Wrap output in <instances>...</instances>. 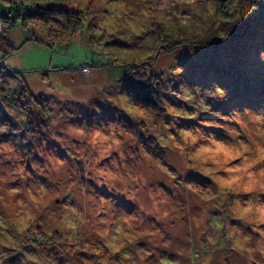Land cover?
Returning a JSON list of instances; mask_svg holds the SVG:
<instances>
[{
	"label": "rangeland",
	"instance_id": "rangeland-1",
	"mask_svg": "<svg viewBox=\"0 0 264 264\" xmlns=\"http://www.w3.org/2000/svg\"><path fill=\"white\" fill-rule=\"evenodd\" d=\"M222 1L43 0L84 14L86 27L54 24L62 34L54 40L36 20L7 30L0 264H117L114 254L122 264H264V5L240 0L239 13L222 21ZM13 5L0 1V16H13ZM233 33L209 53L172 48ZM207 56L216 79L203 70ZM133 62L168 77L164 114L123 94L115 66ZM230 62L246 81L237 101H253L248 109L228 103L237 84L222 70ZM25 86L33 101L17 102ZM255 86L261 93L248 98ZM213 141L223 151H206ZM185 171L208 178L200 198L176 182ZM222 206L242 228L213 225L209 213ZM39 234L42 244L33 241Z\"/></svg>",
	"mask_w": 264,
	"mask_h": 264
},
{
	"label": "trees",
	"instance_id": "trees-1",
	"mask_svg": "<svg viewBox=\"0 0 264 264\" xmlns=\"http://www.w3.org/2000/svg\"><path fill=\"white\" fill-rule=\"evenodd\" d=\"M0 1L8 5L15 4L13 6H10L7 12L9 13V11H14L15 13L13 14V16H9L8 14H6L5 16L3 15L0 16L1 28L4 26L6 28L7 26L6 31L4 33H1L0 35V42L3 41V46L5 47H7L6 46L7 41L5 39L7 38V30H10L14 26H17V25L21 27L23 19L36 20L37 22H40L41 24L47 26V30L45 31L48 33L49 36L52 37L53 40L55 39V36L59 37L62 35L61 33L58 32L60 31V28L63 29L64 27L65 29H68L71 32H76L77 30H80L83 26L86 27V25L84 24L85 23L84 14L79 13L76 10H67V9L59 8V5H58L59 2H55L53 6H51V5L43 4V0H30L29 4H24V2L26 1L18 2L17 0H0ZM230 1L231 0H223L222 2H226V5H223V6L219 5V8H217V10L215 11V16L222 21H230L239 13L241 1L235 0L236 1L235 3H237L235 7H234L235 3L234 5H231ZM252 4H256L254 6L264 5V0H258L257 2H254ZM15 7L21 8L22 11L21 12L20 10L16 11ZM54 24L59 25L60 28L57 29L54 26ZM235 36H236V33L228 34L224 38H222V36L213 37V38L208 37L202 40L201 42H197L195 45L190 44L189 41L187 40L177 41L172 48L181 47V50H186V47L197 48V49L202 48L201 50L208 52V49H217L221 47V45H223L225 41H231ZM112 41L113 40L109 42L111 43ZM109 42H106V43H109ZM53 43H58V42L52 41L51 43H46V45H51ZM162 47L164 48V46ZM165 51L170 52V50H167V49ZM5 53L8 54L6 51ZM207 58L209 59L210 62L206 66L203 67V70L207 72L208 76L211 72L212 74L211 78L216 79V68L212 67V64L216 62V59L213 60L209 56H207ZM115 67L116 68L120 67L124 70L125 75L121 78V83L123 87V90H122L123 94L125 93L124 95H126V97H128L134 104L141 106L145 109H148L153 113H156L158 115L164 114L163 112L165 111V107H164V104L162 103L163 102L162 97H164L163 95L166 94L165 89H166V82H167L168 77L165 80V75L160 70H157L155 68V65H149V67L153 69L152 72L150 73L144 72L145 66L141 67L139 65H135V62L128 63V64H120ZM236 67H237L236 65L233 66L232 62H230V63L225 64L222 68V70H225L226 68L230 69L233 75H230L229 78H231L233 82L237 83V84H234L236 85L235 89L230 90V91H233L236 96H231V98H229L228 100V103L229 104H231V102L235 104L238 103L241 106H244L248 109L250 108L251 106L250 104H252L253 101H249V100H245L244 102L237 101L240 97L244 98V95L240 93L243 88L247 90V87H243L246 84V81L245 79L243 80V78H239L240 75L238 74ZM220 72L222 71L220 70ZM195 75L197 76V74ZM199 76L198 78L196 77L198 82H200ZM223 83H227V81ZM255 87H250L248 89V92H247L248 98H251L252 93H254L256 89H258V91H260L261 93V90L259 89V87H256V88ZM20 98H24V99L27 98L26 100H28V102L33 101V96L31 95V93L29 92L26 86L23 87L22 92L17 94L16 101L19 102L21 100ZM19 108L21 109V107ZM26 123L29 126H31L32 124L35 127L39 126L38 118H36L34 121L30 118L29 120H27ZM174 171L175 173H179L175 169L170 168L168 174L171 175V173H173ZM183 174L180 173V175H183L181 176V179L179 178L180 175L178 176V179L180 180V182L179 180H176V182L183 184L184 186L182 187L188 189L191 193H195L196 197L200 198L203 195L202 187H205V185H200L199 182L202 179L206 180L208 178H206L205 175L203 177L202 176L203 174L201 172H195V171H191L190 173H187L185 171L183 172ZM208 183L211 184L210 181ZM227 204L230 205L229 202ZM229 208L230 207H226V206H224L223 208L222 206V209H219L218 207V208L213 209L212 212L209 213L211 215V220L214 226H218L220 225V223H222L221 225L223 226V232H225L228 227L231 229H234L233 232H235V229L237 227H239L240 229L242 228V225H243V223H241L240 220L231 218L229 215L226 214L227 209L229 210ZM205 217L207 218V216ZM227 222H229L230 224L229 226ZM40 239H42L41 234L36 235L33 241L35 243L42 244V241H39ZM218 240L220 239L218 238L217 241ZM217 241L215 242L217 243ZM112 259L115 261L119 260L118 261L119 263L117 264H122L121 259L117 254H114Z\"/></svg>",
	"mask_w": 264,
	"mask_h": 264
},
{
	"label": "clouds",
	"instance_id": "clouds-1",
	"mask_svg": "<svg viewBox=\"0 0 264 264\" xmlns=\"http://www.w3.org/2000/svg\"><path fill=\"white\" fill-rule=\"evenodd\" d=\"M214 147L211 149H205L206 151H223V145H220L219 143L213 141ZM261 159H264V156L261 157ZM228 171H232V168H228Z\"/></svg>",
	"mask_w": 264,
	"mask_h": 264
}]
</instances>
